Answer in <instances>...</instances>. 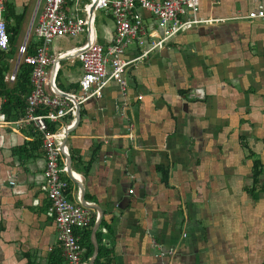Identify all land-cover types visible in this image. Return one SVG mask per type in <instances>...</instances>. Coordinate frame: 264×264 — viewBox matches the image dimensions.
Returning a JSON list of instances; mask_svg holds the SVG:
<instances>
[{
  "label": "crops",
  "instance_id": "1",
  "mask_svg": "<svg viewBox=\"0 0 264 264\" xmlns=\"http://www.w3.org/2000/svg\"><path fill=\"white\" fill-rule=\"evenodd\" d=\"M29 1L12 2L14 13L23 12L15 36L25 30L28 37L31 30L37 44L42 8L35 16L37 1L28 21ZM255 8L264 9V0H198L196 16L206 21L133 63L123 74L124 94L109 81L100 97L79 105L64 146L71 172L93 198L84 200L101 209L104 225L99 222L95 239L109 251V264L264 262V197L252 199L244 190L252 160L247 150L264 168V24L242 18ZM141 15L143 30L133 42L142 41L140 50L150 42L147 28L151 37L159 34L154 18L148 14L147 23ZM106 16L101 45L113 34ZM7 24L13 25L12 18ZM84 34L67 36L64 44L54 38L48 55L57 59L80 46ZM21 43L14 37L0 57L7 89L18 72ZM60 59L54 85L75 93L80 62L74 54ZM44 91L54 94L49 83ZM12 120L0 112V264H49L57 242L46 211L42 151L36 131L5 124ZM157 168L166 170L165 182ZM67 183L68 198L77 201V186ZM90 216L95 220L96 211L90 209Z\"/></svg>",
  "mask_w": 264,
  "mask_h": 264
},
{
  "label": "built area",
  "instance_id": "2",
  "mask_svg": "<svg viewBox=\"0 0 264 264\" xmlns=\"http://www.w3.org/2000/svg\"><path fill=\"white\" fill-rule=\"evenodd\" d=\"M94 6L90 14L91 7ZM198 0H44L42 11L34 28L38 43L32 54H24V46L18 48L19 61L30 66V90L25 97L22 116L5 121L14 127L31 126L40 134V148L43 156L42 176L47 200L46 211L52 216L56 242L61 247L64 264H83L81 245L76 229L90 223V209L72 201L67 196V180L64 158L60 152L63 139L62 128L68 127L75 116V105L88 98L101 96L102 88L115 82L122 94L125 93L124 72L151 50L161 47L169 38L180 31L192 28L206 21L196 16ZM103 10L111 18L113 34L111 40L101 45L96 40L93 28L94 11ZM140 10L154 18L159 34L134 56L124 57L127 45L132 44L143 30ZM242 18L264 24V9L249 10ZM86 33V41L76 48L58 53L57 58L74 54L81 65L82 73L77 82V92L69 94L74 103L58 95L45 93L48 84V65H58L47 53L54 38ZM139 45L142 44L138 40ZM8 49V34L5 29L4 0H0V51ZM8 78L12 79L13 74ZM58 90V89H57ZM63 93V91L58 90ZM68 117V122L53 131L46 123H58ZM64 149L66 150L65 146ZM12 184V181H9ZM130 192V190H129ZM184 235V234H183Z\"/></svg>",
  "mask_w": 264,
  "mask_h": 264
},
{
  "label": "trees",
  "instance_id": "3",
  "mask_svg": "<svg viewBox=\"0 0 264 264\" xmlns=\"http://www.w3.org/2000/svg\"><path fill=\"white\" fill-rule=\"evenodd\" d=\"M23 17V12L21 13H14V7L12 3L4 1V20H5V29L8 34V43L11 44L15 35L17 34V29L19 27V23ZM8 18H12L13 25L8 26L7 20ZM35 43L32 42L30 37H27L25 46H24V54H32ZM3 51H0L3 54ZM7 70V65L5 63L0 62V97L3 98L2 103L0 104V112L4 115L6 119H16L23 115L24 108H25V97L30 90L29 86V73H30V66L24 64L23 62L19 61L17 66V73L14 77V83L11 88H6V83L3 80V75ZM182 93L184 91H181ZM46 127L49 131H53L57 128L56 123H46ZM37 134V143L40 145V134L36 131ZM240 145L247 149L246 143L240 141ZM248 158H252L251 160V173H250V184L249 186L245 187L244 190L252 199H257L259 195H263L264 197V168L259 158H255L253 152L247 150ZM254 157V158H253ZM89 163L86 164L83 168V173L85 174L88 170ZM160 179L165 182L166 179V170L162 168H157ZM67 182H70L66 175H63ZM263 179V180H261ZM84 199L91 201L93 198L92 196L85 194ZM94 216H90V223L88 226L76 229L75 233L79 236V243L82 247H84V253L82 255V261L86 260L91 254V244L89 241V233L90 227L93 223ZM101 224L104 225V221L101 220ZM107 227V224L105 225ZM96 238L99 239V230H96ZM109 251L98 246V252L94 259V264H109L107 255ZM106 259V260H105ZM63 261L61 255V247L57 244L54 250L49 255V264H61ZM264 264V262L262 263Z\"/></svg>",
  "mask_w": 264,
  "mask_h": 264
},
{
  "label": "water",
  "instance_id": "4",
  "mask_svg": "<svg viewBox=\"0 0 264 264\" xmlns=\"http://www.w3.org/2000/svg\"><path fill=\"white\" fill-rule=\"evenodd\" d=\"M93 9H94V6L91 7L90 14L92 13ZM26 39H27V32H26L25 36L23 37L20 48H22L25 45ZM19 58H20V52H18L16 62L19 61ZM59 60H61V59L60 58L55 59L54 63H58ZM54 74H55L54 66L52 65L50 73H49V79H48V83H49V86L52 88V91L55 94H58L64 98L68 99L70 102L74 103V100L71 98V96L69 94H66L64 92L62 93L56 89V87L54 85ZM74 107H75V116H74L72 123L68 127L62 128L61 133L63 134L64 138L62 139L61 144H60V152L64 158L65 174L68 177V179L70 181H72L77 186V189H78V198H77L78 200L77 201H78V203L83 207H86L88 209H93L96 211V218L93 221L91 228H90V242L92 245V253H91V256L88 260V264H93V261L97 255V252H98V247H97V243H96V239H95V230L97 229V227L99 225L102 213H101L100 207L97 204L87 202L84 200V185L78 180V177L71 172V170H70V157L68 155L67 150L64 149L65 136L68 132H70L76 126L78 119H79V105H75Z\"/></svg>",
  "mask_w": 264,
  "mask_h": 264
},
{
  "label": "rangeland",
  "instance_id": "5",
  "mask_svg": "<svg viewBox=\"0 0 264 264\" xmlns=\"http://www.w3.org/2000/svg\"><path fill=\"white\" fill-rule=\"evenodd\" d=\"M37 1H38V5H37L36 15L35 16H37V14L41 11V8L43 6L44 0H30L28 5H27V12H30L29 13V17H28V21H29L31 15H32L34 6H35ZM8 2L12 3L13 0H8ZM140 13L147 16V18H144V19H146V21L148 23V21H149L148 20V18H149L148 14H145V12L142 11V10H140ZM93 14H94L93 28H94L95 35H96V40L98 42H101L100 36H101V32H102L101 31L102 30V25L108 23V17L105 15L103 10H99V9L95 10ZM24 33H25V30L21 34H18L17 36H15V40L20 41V43H21ZM80 35L84 36L85 34L84 33H80ZM31 36H32V32L30 30V33H29L28 37L31 38ZM147 36H148L150 41H154L155 40L154 37L150 36V30L148 28H147ZM59 38H61L59 40H60V42L62 44L66 43V41H69L71 39L70 37H67V36L59 37ZM136 45L138 47V50H140L141 46L139 44L133 43V44L127 45V47L125 48V52L129 51L132 54H137L138 51L135 49Z\"/></svg>",
  "mask_w": 264,
  "mask_h": 264
}]
</instances>
